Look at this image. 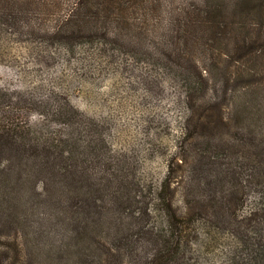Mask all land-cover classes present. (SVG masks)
Returning a JSON list of instances; mask_svg holds the SVG:
<instances>
[{"label": "trees", "instance_id": "trees-1", "mask_svg": "<svg viewBox=\"0 0 264 264\" xmlns=\"http://www.w3.org/2000/svg\"><path fill=\"white\" fill-rule=\"evenodd\" d=\"M147 1L0 0V25L16 28L30 9L59 11L48 37L72 49L113 40L120 29L135 30L142 17L137 7L146 10ZM178 11L171 23L176 45L162 54L184 71L186 64L193 67L197 77L185 78L190 85L180 153L153 190L144 191L118 167L98 122L67 97L36 104L0 92V264H31L33 248L43 243L35 241L44 236L51 238L44 243L48 249L56 240L60 248L68 238L86 237L98 258L82 256L78 260L84 264H122L125 258L132 264H208L193 251L222 234L237 240L243 254L233 255L231 264H264V204L243 213L247 185L223 157L230 146L227 141L211 146L215 130L230 125L227 86L241 85L240 96L249 104L261 78L249 72L216 77L217 62L201 65L188 55L195 42V48H218L217 56L227 62L258 58L254 51L263 57L264 0H200ZM32 110L38 118L28 116ZM201 139L208 147L196 150ZM248 143L246 164L253 168L261 158L251 150L255 139ZM157 209L163 219L154 223ZM63 251L57 255L62 261Z\"/></svg>", "mask_w": 264, "mask_h": 264}, {"label": "rangeland", "instance_id": "rangeland-1", "mask_svg": "<svg viewBox=\"0 0 264 264\" xmlns=\"http://www.w3.org/2000/svg\"><path fill=\"white\" fill-rule=\"evenodd\" d=\"M199 1L149 0L146 10L145 6L137 7L142 17L135 30L120 29L117 36L112 34L113 40L78 43L72 49L48 37L59 11L30 9L20 15L16 28L0 25V92L36 104L67 97L74 107L98 122L118 167L132 174L144 191L153 190L164 178L168 162L180 153L181 128L187 117L186 91L190 85L185 78L197 77L193 67L186 64L189 70L184 71L162 53L176 45L171 23L179 13L178 6ZM134 18L132 13L130 21ZM139 29L141 34L136 33ZM195 46L192 42L188 55L201 65L217 62V67L212 68L216 77L234 78L249 72L261 78L259 86H253L257 88V98L249 104L246 97L240 96L241 85L227 86L229 99L225 108L228 106L226 116L230 125L217 128L211 140L213 147L223 141L230 146L223 157L232 163L242 184L247 185L245 213L254 205L264 204V56L254 51L258 58L227 62L217 56L218 48ZM36 111L28 116L38 118ZM249 138L258 143L251 150L261 158L253 168L246 164ZM198 146L206 148L208 143L201 139L194 148L197 150ZM152 217L154 223L163 219L158 209ZM216 239L204 240L193 256L208 264H231L233 255L235 259L241 258L237 240L226 234ZM47 240L51 238L44 236L35 241L43 243L33 248L31 264H84L78 260L82 256L88 255L94 261L98 258L86 237L68 238L60 248L56 240L51 249L47 248ZM62 248L63 261L57 256ZM80 250L85 252L79 255ZM125 263L132 261L125 258L122 264Z\"/></svg>", "mask_w": 264, "mask_h": 264}]
</instances>
